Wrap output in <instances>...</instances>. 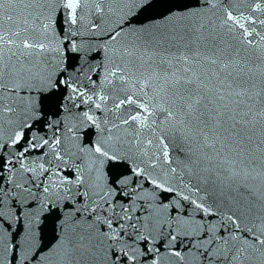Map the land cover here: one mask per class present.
I'll return each mask as SVG.
<instances>
[{
  "label": "snow or ice",
  "instance_id": "6c2138e0",
  "mask_svg": "<svg viewBox=\"0 0 264 264\" xmlns=\"http://www.w3.org/2000/svg\"><path fill=\"white\" fill-rule=\"evenodd\" d=\"M0 264H264V0H0Z\"/></svg>",
  "mask_w": 264,
  "mask_h": 264
},
{
  "label": "water",
  "instance_id": "95a60500",
  "mask_svg": "<svg viewBox=\"0 0 264 264\" xmlns=\"http://www.w3.org/2000/svg\"><path fill=\"white\" fill-rule=\"evenodd\" d=\"M141 19H143V17H141ZM48 231H49V234H50L51 233V227H50V225L48 227Z\"/></svg>",
  "mask_w": 264,
  "mask_h": 264
}]
</instances>
